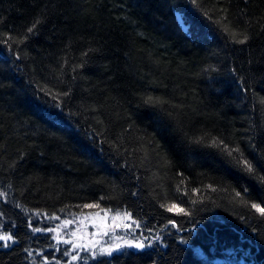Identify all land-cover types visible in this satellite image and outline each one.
I'll list each match as a JSON object with an SVG mask.
<instances>
[{
    "label": "trees",
    "instance_id": "1",
    "mask_svg": "<svg viewBox=\"0 0 264 264\" xmlns=\"http://www.w3.org/2000/svg\"><path fill=\"white\" fill-rule=\"evenodd\" d=\"M224 145L264 174V0H0V264H264V217L234 199L264 183ZM95 211L152 244L56 237Z\"/></svg>",
    "mask_w": 264,
    "mask_h": 264
},
{
    "label": "rangeland",
    "instance_id": "2",
    "mask_svg": "<svg viewBox=\"0 0 264 264\" xmlns=\"http://www.w3.org/2000/svg\"><path fill=\"white\" fill-rule=\"evenodd\" d=\"M176 17L181 27L186 29L180 12L176 13ZM127 214L112 211L89 212L74 219V222L71 219L67 220L70 221L68 224L60 222V229L55 231L56 237L61 242H64L62 239L65 237L72 240V247L78 249L76 252H89L92 249L96 254H110L124 247L143 249L135 246L138 243H143L145 247L151 245L152 242H147L149 237L141 239L140 235L133 232L135 222ZM11 243L9 242L10 245Z\"/></svg>",
    "mask_w": 264,
    "mask_h": 264
},
{
    "label": "snow or ice",
    "instance_id": "3",
    "mask_svg": "<svg viewBox=\"0 0 264 264\" xmlns=\"http://www.w3.org/2000/svg\"><path fill=\"white\" fill-rule=\"evenodd\" d=\"M191 3L193 4H197V0H191ZM205 16H208L207 12L203 13ZM210 18V17H209ZM40 23V20L37 19L32 25L31 27L27 28V33H33L34 29L37 27V25ZM217 23H219V21H217ZM225 31H228V28L225 27ZM28 38L27 35H25L22 39H18L16 42L17 43H23L24 40H26ZM235 38V36L233 37ZM10 39H14V38H10ZM248 37L247 35H244L243 39L237 40V43H245L247 41ZM3 43L7 44L8 40H4ZM235 70L233 69V72ZM243 92H247L248 89L247 88H242L241 89ZM149 101H152V98L149 97L148 98ZM203 138H201L200 140H197L196 142L199 143L202 141ZM212 146H220L223 145L224 142L223 141H217L216 139H213L211 141ZM224 151L226 153L227 156L232 157L233 160L235 161V163L240 167V169L247 173L249 176L255 177L256 179H258L261 183H264V174H259L258 172V168L257 166L249 159H244L242 158V153L240 152V149L237 147L235 149H231L229 148L227 145H224ZM238 153L240 154L241 158H236L235 156H233V153ZM209 188H211V185H208ZM198 191V190H197ZM234 199L239 198L238 202L241 204H244L248 207H250L251 209H254L257 213H259L260 216L264 217V205H262L261 203H256V202H250L249 200L245 199L246 195L248 194V189L245 188L244 191H239V190H234ZM5 193H0V196H5ZM96 205H84V207H94ZM161 207H165L167 211L169 212H175L177 214H185V209L180 208L178 205L176 204H169V205H161ZM130 216V214H127ZM65 224L70 223V221H65ZM169 223L175 225V221L174 220H170ZM137 226H139L137 224ZM34 231L36 232H40V231H44V229H40V228H36L34 229ZM47 231H54L53 229H47ZM0 242H3L2 246L4 247H9L10 244L9 242L15 243V237H13L11 235V233H6V234H0ZM137 248H144L145 245L143 243H138L135 245ZM28 251V250H26ZM29 255H31V252H29ZM73 259H76V257L74 256Z\"/></svg>",
    "mask_w": 264,
    "mask_h": 264
},
{
    "label": "water",
    "instance_id": "4",
    "mask_svg": "<svg viewBox=\"0 0 264 264\" xmlns=\"http://www.w3.org/2000/svg\"><path fill=\"white\" fill-rule=\"evenodd\" d=\"M218 262L220 263L221 262V259H219Z\"/></svg>",
    "mask_w": 264,
    "mask_h": 264
}]
</instances>
